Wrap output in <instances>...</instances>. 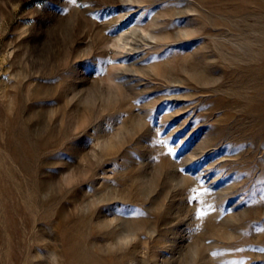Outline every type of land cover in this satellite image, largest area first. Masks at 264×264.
<instances>
[{
    "label": "rangeland",
    "instance_id": "374dc122",
    "mask_svg": "<svg viewBox=\"0 0 264 264\" xmlns=\"http://www.w3.org/2000/svg\"><path fill=\"white\" fill-rule=\"evenodd\" d=\"M0 153V264H264V0H0Z\"/></svg>",
    "mask_w": 264,
    "mask_h": 264
},
{
    "label": "bare ground",
    "instance_id": "6f19581e",
    "mask_svg": "<svg viewBox=\"0 0 264 264\" xmlns=\"http://www.w3.org/2000/svg\"><path fill=\"white\" fill-rule=\"evenodd\" d=\"M26 135V134H25ZM25 137H28V136H25ZM20 139V138H19ZM13 140V139H12ZM35 143H31L28 139L24 138V139H21L19 142L17 141H13L12 144H11V147H12V151H13V154L15 155L16 158H18L20 161L23 159L24 160V154L27 156V157H30V156H33L34 155V152H35V147L36 145H34ZM40 145V144H39ZM38 147V146H37ZM13 155V156H14ZM24 157V158H23ZM4 157L1 155L0 153V168H1V164H2V159ZM17 161V160H16ZM19 162V161H18ZM21 163V162H20ZM26 167V166H24ZM2 169V168H1ZM33 174V173H31ZM5 175V174H4ZM2 176V170H0V177ZM33 176V175H32ZM4 178V176H2ZM2 183V182H1ZM3 188V187H2ZM82 253H80L81 255L84 256V258H88V256L85 257V255L87 254L86 251H83L81 250ZM92 254V253H91ZM80 255V256H81ZM79 256V257H80ZM93 256V254H92ZM82 259V258H81ZM89 259H91V257H89ZM93 259V258H92ZM80 258L78 259V262H79Z\"/></svg>",
    "mask_w": 264,
    "mask_h": 264
},
{
    "label": "snow or ice",
    "instance_id": "6c2138e0",
    "mask_svg": "<svg viewBox=\"0 0 264 264\" xmlns=\"http://www.w3.org/2000/svg\"><path fill=\"white\" fill-rule=\"evenodd\" d=\"M73 2H74V0H73ZM190 201H191V198H190ZM197 215H199V216H203L204 213H203V212H198Z\"/></svg>",
    "mask_w": 264,
    "mask_h": 264
}]
</instances>
